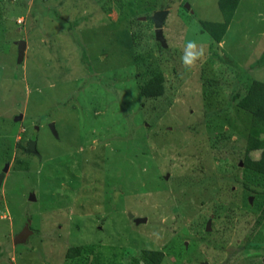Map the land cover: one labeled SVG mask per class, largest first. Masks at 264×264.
<instances>
[{"label": "rangeland", "instance_id": "obj_1", "mask_svg": "<svg viewBox=\"0 0 264 264\" xmlns=\"http://www.w3.org/2000/svg\"><path fill=\"white\" fill-rule=\"evenodd\" d=\"M216 3L0 0V264H264V179L231 101L264 83V0H239L218 45L198 25L221 21ZM189 41L204 55L186 69ZM73 246L92 250L65 259Z\"/></svg>", "mask_w": 264, "mask_h": 264}, {"label": "trees", "instance_id": "obj_2", "mask_svg": "<svg viewBox=\"0 0 264 264\" xmlns=\"http://www.w3.org/2000/svg\"><path fill=\"white\" fill-rule=\"evenodd\" d=\"M239 0H217V9L221 15L220 22H205L200 21L198 25L213 42L217 45L231 21V18L237 8ZM162 5L159 9H162ZM82 20V18H81ZM78 23V21L74 20ZM75 22L73 26H75ZM69 28V27H68ZM68 31V29H66ZM260 65H264V51L259 59ZM163 78L161 74H156L148 79L141 88V93L144 98H158L163 92ZM208 83H215L211 81ZM231 101L235 102V106L240 110L247 112L250 115V125L245 143V151L242 160L243 167L246 170L261 176L264 179V83L252 81L242 97L234 94L231 96ZM258 152V158H250V154ZM92 248L86 246H73L66 249L64 258L72 260L84 254H89ZM158 254L152 251H142L138 260L144 264L157 262ZM87 259V258H86ZM92 261H98L97 255H92Z\"/></svg>", "mask_w": 264, "mask_h": 264}, {"label": "water", "instance_id": "obj_3", "mask_svg": "<svg viewBox=\"0 0 264 264\" xmlns=\"http://www.w3.org/2000/svg\"><path fill=\"white\" fill-rule=\"evenodd\" d=\"M184 9H189L187 4H184ZM166 10H160L157 12H154L153 15L151 16L150 20L152 22L153 25V29H154V39L157 43H159L162 47H165V43L162 37V33H161V25L162 22L166 16ZM190 14H192V11H189ZM23 50H24V43L23 41H19L17 42V62H19L23 56ZM48 128L51 130L52 135L54 134L53 131V125L51 123L48 124ZM26 153L35 155L36 157H38V153L35 150V143L33 141H30L27 145V149L25 150ZM7 170V166H4L1 171H0V184L1 181L3 179L4 176V172ZM29 200H33L32 196L29 195ZM129 219L133 220L134 224H139V223H143L145 219H140V218H133L131 215L128 216ZM206 230H208V226H206ZM27 233V230L24 228L23 231H21L19 234H17L14 239H13V243H21L24 238L25 235Z\"/></svg>", "mask_w": 264, "mask_h": 264}, {"label": "clouds", "instance_id": "obj_4", "mask_svg": "<svg viewBox=\"0 0 264 264\" xmlns=\"http://www.w3.org/2000/svg\"><path fill=\"white\" fill-rule=\"evenodd\" d=\"M204 55L203 48L198 50V45L195 41H189L183 49V55L181 56V62L186 69H191L196 66Z\"/></svg>", "mask_w": 264, "mask_h": 264}, {"label": "flooded vegetation", "instance_id": "obj_5", "mask_svg": "<svg viewBox=\"0 0 264 264\" xmlns=\"http://www.w3.org/2000/svg\"><path fill=\"white\" fill-rule=\"evenodd\" d=\"M160 10H163V9H160ZM159 10V11H160ZM2 182V181H1ZM1 185V184H0ZM132 222H133V220H132ZM145 251H149V250H145ZM152 252H155V253H157L158 255V259H157V262L155 261V262H152L151 264H160V262L162 261V254L159 252V251H152ZM141 253V252H140ZM139 261V260H138ZM142 264H144L142 261H140ZM205 264V263H204Z\"/></svg>", "mask_w": 264, "mask_h": 264}]
</instances>
